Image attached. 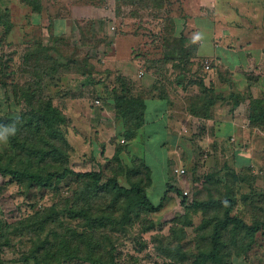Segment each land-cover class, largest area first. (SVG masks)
<instances>
[{"label": "rangeland", "instance_id": "1", "mask_svg": "<svg viewBox=\"0 0 264 264\" xmlns=\"http://www.w3.org/2000/svg\"><path fill=\"white\" fill-rule=\"evenodd\" d=\"M177 1L181 2L180 0H166L164 7L160 9L155 7L141 8L136 4L132 6L122 4L118 13L121 19L119 17L114 18V6L111 7L110 5V10L105 9L109 17L103 20L102 32L99 25L102 16L101 4H99L102 3L101 0H84L83 2L88 4H91V2L98 4L97 8H99L93 7L90 10L91 12H84L86 15L80 17L76 14H82V11L88 8L80 5L75 7L73 3H69L67 0L65 2L48 0L44 4L46 7L45 14L31 13L30 20L28 17L30 14L25 17L28 8L18 0H0V9L3 7L9 8L11 19H13V26L9 32H5L4 27L0 26V116H15L20 109L27 108L25 103L20 102L18 106L12 99L8 98V90L12 84L24 85L27 81L32 80V75H30V72H26L21 60L25 44L33 39H41L47 42L51 33L61 32L62 36H57L59 34L55 36L63 39L64 42H61L58 51L53 52L55 53L53 56H58L60 62L64 63L66 59L70 60L72 58L81 60L85 50L93 58H96V61L93 62L95 74L86 76V88L84 89V92L88 95L86 106L89 107L88 110H85L91 112L93 118L98 114V117L93 119V127L85 129L83 122L81 120L77 122L76 119L75 130L79 129V133H73V124L61 127L68 142L66 153L68 154L69 166L77 172L97 171L103 167L104 172L108 173L110 172V164L115 165V167L117 165L116 162L109 163L112 155L107 156V149L109 148L112 151L118 144H122V146L124 145L123 152L120 153L122 164L131 168L133 157L128 151L130 143L127 146L126 139L122 134L121 119L116 117L114 108L113 110L106 109V111L101 112L102 105L108 100H111L113 105L112 90L114 88L120 90L121 84L116 81V78L122 74L117 70L120 65L116 64V48L112 46L106 49L105 43L111 42L113 38L118 36V29L125 31L123 35L120 34L119 40L129 41L128 37L130 38L132 33H136L137 39L144 46L149 42L152 44L153 40L163 41L161 36L165 32L170 33L172 38H179L174 32L176 26L177 28L180 27V18H182ZM27 17L29 22L24 23L23 20ZM119 21L125 22V24L121 26ZM90 25L93 28L97 26V31H86ZM111 27H114V29H111ZM161 32L162 35L160 36ZM159 36L160 39H158ZM114 40L116 42V39ZM82 42H88L89 47H86ZM131 43L133 44V42ZM157 52L159 51L157 50ZM102 58L105 59L103 62L100 61ZM203 62L204 59L202 60L203 69L207 70ZM192 68L190 70H193ZM58 70L60 71L61 68H58ZM60 75L64 74L43 75L39 89H43V97L51 98L53 103L63 111L64 116L69 118L67 112L70 107L64 99L70 93L68 95L65 83L57 84L60 81L58 78ZM32 84L35 86L36 82L34 81ZM98 84L101 86L100 96L98 93H94ZM61 86L62 88H60ZM124 87L129 93L135 94L129 86L125 85ZM75 92L72 93L74 96L79 91ZM88 92L89 94H87ZM261 95L256 94L254 97H260ZM96 99L99 101L98 104L94 103ZM75 100H78V96ZM74 103L75 106L78 105L77 101H74ZM93 114L95 115L93 116ZM101 116L106 120H100ZM100 122L102 123L101 126L99 125ZM97 125L99 126L96 129L95 126ZM5 137V130H0V153H13L9 140ZM102 138H104V141H100ZM115 139L117 140L116 146H114ZM101 149L103 151L100 153ZM204 152L200 156L196 154L199 157L192 158L185 166H182L185 169L183 175L177 177L173 174L176 182L173 186L179 188L182 193L186 191L185 197L189 202L193 201L196 195L198 198H204L209 194L221 195L225 192L228 193L229 190L225 191L224 184L233 180L234 169L229 165L231 163L230 156L225 158L224 154L220 156L213 154V156H216L210 160L203 157ZM154 162L155 166L153 167L152 162L149 161L153 172L157 174L160 172V168L155 160ZM238 173L239 177L242 174H247L249 177L242 176L245 181L235 183V199L237 202L233 213L242 216L247 223H252V216L255 214L249 200L251 197L248 198V195L251 196L252 191L258 192L260 188H264V159L261 160V158L256 157L252 162V169ZM206 176H211V179H217L219 182H215L216 185L206 187L204 183ZM154 179V183L146 189V192L156 209L139 210L138 214H130L129 219L124 218L120 215L121 213H116L114 215L115 223H108L111 219L108 212L117 207H124V203L122 201L115 202V198L111 195L103 194L100 195L99 199L94 198V195L80 185L73 176L55 183L46 190H42L37 186L21 184L10 179L9 176L0 174V216L7 223H17L27 217H33L42 207L56 204L55 221L62 224V226H68L70 237L84 231L89 232L88 234L99 233L100 247L104 250L102 260L106 264H187L189 262V258L186 257L187 253H194L199 246H206V240L198 238L197 234L202 225L204 214L200 210L184 208L181 204V197L173 190H169L162 201L160 196L165 185L161 184V177L155 176ZM118 180L121 185L130 186L126 176L119 175ZM75 193L81 197L75 199L77 204H82L76 208V212H82L81 217H70L68 206L72 207L74 205L72 201H74ZM95 213H97L96 216H99V219L107 224L100 229H87L88 222L85 217L94 219L93 214ZM38 222V218H31L26 227H29L32 231L34 230L33 232L36 234L35 230L39 229ZM27 237V233L16 236L13 240L15 241V248L4 247V252L0 254V264H35L32 259L23 260L21 258L24 250L22 245ZM82 240H84L83 248H88L87 243L93 242L88 236L82 237ZM238 240L240 241L241 238ZM18 241H21V244ZM246 241L247 239H244V244H246ZM250 243L249 248L242 246L241 255L236 254L238 248H231L230 264H264V236L262 233H256L251 238ZM203 248L208 250L210 247ZM179 253L184 259L181 262L176 260ZM84 256L81 259H73L61 264H101L100 262H94L98 261L96 255H91V258Z\"/></svg>", "mask_w": 264, "mask_h": 264}, {"label": "trees", "instance_id": "2", "mask_svg": "<svg viewBox=\"0 0 264 264\" xmlns=\"http://www.w3.org/2000/svg\"><path fill=\"white\" fill-rule=\"evenodd\" d=\"M20 1L30 6L33 11L40 12L42 10L41 0ZM115 2V13L118 15L122 4L131 6L136 4L141 8L155 7L160 9L164 7L166 0H115ZM0 26L4 27L5 32H9L13 26L7 8L0 9ZM80 29L83 32L82 28ZM90 30L97 31L91 25L86 31ZM56 34L62 36L61 32H53L48 37L49 41L47 40V42L41 39H33L25 44L21 60L26 72H30L32 75V80L27 81L24 85L12 84L9 88L11 92L9 93L8 90V98L12 99L18 106L20 102L25 103L27 108L20 109L15 116H0V130H5V135L13 150V153H0V174L9 176L10 179L21 184L37 186L42 190L73 176L80 185L94 195V198L99 199L100 195L105 194L113 196L115 202L122 201L124 203V207H117L108 212L111 218L108 223H115L114 215L116 213H121L120 215L129 219L130 214H138L139 210L156 209L146 192L152 182L150 168L138 158H133L131 168L122 164L120 158V153L124 149L122 144H116L109 163L116 162L117 166L110 164V172L108 173L104 172L103 167L97 171L77 172L69 166L68 154L66 153L68 142L61 127L69 126L70 120L64 116L63 111L53 103L51 98L42 96L44 91L39 89V85H41L43 75L53 73L92 76L95 74L93 62L96 61V58H93L85 50L81 60L72 58L66 59L64 63L60 62L58 56H53L55 54L53 52L58 51L61 42L64 41L57 38ZM161 37L163 41L153 40L155 44H152L156 48H162L164 56L160 62L169 61L175 69L181 70H190L195 65V62L191 60L194 57V50L188 38L183 35L179 38H172L167 32ZM83 44L89 47L88 42ZM58 68L61 70L59 71ZM199 68L200 64L197 63L196 70ZM34 81L36 82L35 86L32 84ZM116 81L121 84V88L120 90L117 88L112 90L113 108L116 117L121 119L122 134L127 140L131 139L136 130L144 123L145 105L142 96L147 94H143L141 91L142 96L137 97L129 93L124 86H129L130 90L133 91L134 85L131 80H126L123 76H117ZM197 87V93L190 96L188 106L194 115L207 118L210 115L209 108L213 102L212 90L203 84L202 79L197 81ZM248 104L250 125L264 130V97L251 95L248 98ZM13 128L15 129L14 134L10 131ZM232 162L235 165H229L234 169L233 180L224 184L225 191L229 190L228 193L209 194L204 198H198L196 195L194 200L189 202L177 187H170L166 184L161 191L160 199L162 201L166 193L173 190L181 197V204L184 208L200 210L204 214L202 225L197 234L198 238L206 240V246H199L194 253H187L186 257L189 258L187 264H230L231 248H238L236 254L241 255L242 246L249 248L251 238L256 233L260 232L264 236V188H260L258 192L252 191L251 196L248 195V198L251 197L249 200L255 214L252 216V223H247L242 216L233 213L237 202L235 183L243 182L245 178L249 177L247 174H242L239 177L238 172L252 169V164L247 158H236ZM106 165L109 166L107 163ZM119 175L126 176L130 183L129 187L120 184ZM204 180L206 187L216 185L215 182H219L217 179H211V176H206ZM78 198L81 197L75 193L74 201H72L74 205L68 206L70 217H81L82 212H76V208L82 205L75 201ZM56 206L54 204L49 207H42L33 217H27L17 223H7L0 216V254L4 252V247L15 248L14 238L27 233V240L22 245L24 250L21 258L23 260L32 259L35 264H61L73 259H81L83 255L86 258L96 255L98 261L94 262L106 264L102 260L104 250L100 247L99 233L88 234L89 232L84 231L70 237L68 226H62L55 221ZM96 215L97 213L93 214L94 219L85 217L88 222L87 229H100L106 226L107 223ZM31 218L39 219V229L35 230L36 234H34V230L26 227ZM85 236L90 237V240L93 241L89 242L90 244L87 243L88 248L82 246L84 242L82 237ZM244 239H247L246 244H244ZM19 243L21 244V241ZM203 247L210 248L207 250ZM176 260L181 262L184 259L179 253Z\"/></svg>", "mask_w": 264, "mask_h": 264}, {"label": "crops", "instance_id": "3", "mask_svg": "<svg viewBox=\"0 0 264 264\" xmlns=\"http://www.w3.org/2000/svg\"><path fill=\"white\" fill-rule=\"evenodd\" d=\"M18 1L28 8L25 17L30 14L29 20L31 13L44 15L46 12L44 4L48 0H41L40 12L33 11L26 3ZM79 1L67 0L75 7L80 5L88 8L82 14L77 13L76 16L79 17L91 12L98 5ZM180 1L177 3L182 14L181 25L179 28L176 26L174 32L190 40L194 50V57L191 59L195 62L193 70L175 69L169 61L160 62L164 56L162 48L154 47V42L144 46L137 39L136 33L128 37L133 44H129L127 40H119L120 34L125 32L121 29H118L116 38L105 43L106 49L112 46L116 48V64L120 65L117 70L122 73L121 76L133 83V95L140 97L142 92L147 94L142 96L145 105L144 123L126 143L127 146L130 143L128 151L132 157L143 160L150 168L152 182L149 187L154 183L155 176L161 177L162 185L175 187L172 167L185 166L189 160L199 157L204 151L206 152L203 157L210 160L216 155L224 154L225 158L230 156L231 165H235L232 160L236 158H247L251 164L256 157L264 159V130L250 125L248 104L251 95L254 97L263 93L260 97H264V0ZM101 2L99 4L102 16L99 25L103 32V20L109 17L107 9L114 6V18L120 16L115 13V0ZM4 8L6 7L2 9ZM9 14L11 16L10 10ZM28 17L23 20L24 23L29 22ZM11 21L13 23V19ZM120 21L121 26L125 24ZM203 59L210 60V68L207 70L203 69ZM104 60L102 58L100 61ZM197 63L200 64L198 70ZM58 78L60 81L57 84L65 83L68 95L70 93L64 101L70 107L67 113L70 124H73V133L80 131L75 130L78 120L83 122L85 129L92 128L93 119L98 114H93V118L91 112L85 110L89 108L86 106L88 95L84 92L86 77L69 73ZM200 79L212 90L213 102L207 118L194 115L188 106L190 96L197 93V81ZM75 91H79L75 94L78 100L72 94ZM100 92L101 86L98 84L94 93L100 96ZM74 101L79 106H75ZM106 109L113 110L111 100L102 105L101 112ZM100 120L106 119L101 116ZM100 141H104V138ZM115 141L114 146L117 144L116 139ZM107 150L108 157L115 151H110L109 148ZM102 151L101 149L100 153ZM154 160L160 168L157 174L149 163L151 161L154 167Z\"/></svg>", "mask_w": 264, "mask_h": 264}, {"label": "built area", "instance_id": "4", "mask_svg": "<svg viewBox=\"0 0 264 264\" xmlns=\"http://www.w3.org/2000/svg\"><path fill=\"white\" fill-rule=\"evenodd\" d=\"M203 63H204V67H205L206 69H209V68H210V60H209V59H205ZM94 103L98 104L99 101L96 99V100L94 101ZM121 140L123 141V139H121ZM172 170H173V174H174L175 176H177V177L183 175L184 172H185V169L182 168V167H174ZM182 194L185 196V195L187 194V192H186V191H183Z\"/></svg>", "mask_w": 264, "mask_h": 264}, {"label": "clouds", "instance_id": "5", "mask_svg": "<svg viewBox=\"0 0 264 264\" xmlns=\"http://www.w3.org/2000/svg\"><path fill=\"white\" fill-rule=\"evenodd\" d=\"M10 131H11V133H13V134H14V132H15V129L13 128V129H11ZM5 139H6V137H5Z\"/></svg>", "mask_w": 264, "mask_h": 264}]
</instances>
